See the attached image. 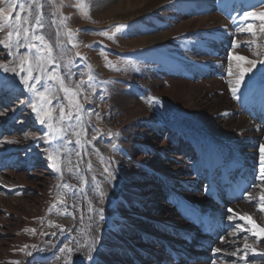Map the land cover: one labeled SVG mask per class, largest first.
<instances>
[{"label":"rangeland","instance_id":"374dc122","mask_svg":"<svg viewBox=\"0 0 264 264\" xmlns=\"http://www.w3.org/2000/svg\"><path fill=\"white\" fill-rule=\"evenodd\" d=\"M187 1L169 0L145 13L117 16L105 8L108 0H15L25 7L22 19H13V28L0 30L4 40L22 25L21 36L13 34L9 48L0 44V156H9L0 157V264H178L166 251L174 250L176 238L161 245L159 235L166 229L165 235H178L169 219L172 214L179 221L176 205L167 198L170 191L190 199L200 195L186 191L193 185L200 190L202 184L196 185L192 162L187 160L192 154L186 152L188 134L213 127L219 132L213 124L220 121L219 113L213 115L209 99L213 100L212 91L224 97V87L231 88L229 66L236 73L242 63L231 56L264 60L260 20L222 29L232 36V50L222 44V35L206 37L208 43L203 30L196 29L187 38L190 43L184 32L135 48L137 41L173 31L184 18L207 15L201 2ZM216 1L211 2L212 9L219 2L222 6ZM243 1L232 0L234 11L245 8ZM99 2L104 6L100 12ZM119 25L124 27L117 32ZM249 25L252 31L247 30ZM36 36H43L44 43ZM45 43L52 48L51 57ZM212 45L217 47L211 49ZM29 65L33 76L29 85L34 89L21 83ZM257 67L260 76L264 65ZM173 81L203 87L191 89L192 98H182ZM128 96L140 100L145 114L123 106L122 99ZM221 135L217 137L225 139ZM162 143L165 146H159ZM163 168L174 169V177L161 173ZM260 181L255 199L250 198L255 200L253 208H260L264 195V176ZM256 213L264 228V211ZM258 231L231 232L230 243L221 249L225 252L213 257L200 253L203 257L191 264H264V229ZM245 243L254 251L245 249Z\"/></svg>","mask_w":264,"mask_h":264},{"label":"bare ground","instance_id":"6f19581e","mask_svg":"<svg viewBox=\"0 0 264 264\" xmlns=\"http://www.w3.org/2000/svg\"><path fill=\"white\" fill-rule=\"evenodd\" d=\"M167 1H169V0H126L124 2L118 3L117 0H108V3L106 4L107 7H105V8H108L111 12L114 10L117 13V16H120V15L123 16V15H127V14L132 15V14L138 13V11H142V13H145L146 11L153 9L154 7L161 5L162 3H166ZM176 1L182 2L183 0H176ZM192 1L201 2L203 4V7H200V8H201V10L204 9L205 10L204 12L207 13V15L203 16L201 18H198L197 20L185 21V18H184V22L175 24V26H174L175 29L173 31L168 32L167 34H164L163 36L157 37L156 39H152L150 41H144V40L137 41V42H135V48L144 47V46H148V45H156V44L164 42L165 40H167L170 37H173V36L178 35V34H182L184 32H187L186 37H185V41L190 43L191 42L190 39H187V38L192 36V33H193L192 30L196 29L197 30V31L195 30L196 33H199L200 32L199 30H203L201 32V33L204 32L203 33L204 34L203 40H205L206 37L211 38L214 36L218 37V35H222L223 36V38H222L223 43L222 44L226 45L229 50H232L231 47L235 46L234 45L235 43L232 44V42H231L232 36L229 35L230 33L225 34L228 32H223L224 30L222 31V29H229V28L231 29L232 26L236 27V25L241 26V25H243V23H245L246 21H249V20L259 21L258 19H253L251 16L244 18L243 14L240 13L239 18H241V21L238 20L239 18H236V19L232 18L233 21H228L229 20L228 19L227 20L228 24H227L224 20L221 19V17L219 15L212 13L216 10L215 6L213 8L214 11L210 7L211 2L214 0H188L187 2L190 3ZM218 1H221V3L223 2L222 0H218ZM218 1H216V2H218ZM102 2H99V4H97L98 5L97 10L99 12L104 7V6H102ZM183 3H186V2H183ZM176 4H178V3H176ZM227 4H228V2H226V6H227ZM166 6H167L166 9L170 10V6L169 5H166ZM184 9H186V8H184ZM226 10L227 11L229 10L230 12H232L231 8H226ZM215 12H217V10ZM239 12L240 11L234 13L233 15H237V14H239ZM232 34L234 35L233 37H236V34L233 33V31H232ZM203 40H201V41H203ZM199 41H197V42H199ZM205 41L207 42L208 40H205ZM205 41H203V42H205ZM228 41H230V42H228ZM234 41H235V39H234ZM208 43H211V42L208 41ZM193 44H194V42H193ZM209 47L210 48L212 47L211 49H215L217 46L212 45ZM209 47H205V48L209 50L210 49ZM237 52H240V51H237ZM171 67H172V71L175 72L173 70L174 65H171ZM258 69L259 68L256 67L253 70L252 74L246 75L245 82L241 85L240 90L236 93V97H233L231 88L225 89V87H224V91L226 92L224 97H221L220 95L218 96L217 94H215V92L212 91V94H214V96L212 97L213 98L212 101L209 99V103H210V106L215 109L213 115L215 114V116H216L217 113H219L218 117H219L220 121L215 120L213 123V124L216 123L220 127L219 132L216 129V127L215 128L213 127V128L207 129L206 132H197L198 134H191V133L188 134V137L191 139V142L193 143V147H196L199 149V151H203L205 153V155H203V157H202L203 163L207 162L209 164V166H212V165H214L215 160L220 157V155H228L231 162H232V160L236 161V162L242 161V159L245 160L244 163L246 164L247 168H251V167H254V165H256V164H259V163H257L258 161H256V160H258V155H260L259 157H261L260 146L264 145V122L260 123V122L253 121L251 119V116L249 115V113L247 111H245V108H250L253 105L251 103L250 99H248V94H247L249 92V88L251 87V85H253L251 83H255V82L257 83V81L260 80L261 86L258 84L260 86V90L257 91V93L258 92H260V93H258L259 95H257V96H256V93H252V96L256 97L257 101H264V96H263V94H264V86H263L264 78L261 75L258 76V73H259ZM261 73H262V71H260V74ZM252 77H254V78H252ZM173 82H174V88L177 89L176 90L177 93L180 94L182 96V98L183 97L184 98H186V97L192 98V93L190 90L194 89V88L197 89V87L201 89V87H203V85L202 86L201 85H194L193 83L192 84L184 83L182 85H178V83H176L175 81H173ZM216 83H218V85L220 84V82H216ZM177 86H178V88H176ZM159 93L163 94L164 92H162L159 89ZM122 101H123L122 102L123 106L126 109H129L130 112L137 111L139 113V115L145 114V109L139 103V101H140L139 99L136 98V100H133V99L129 98V96H128V97L123 98ZM205 102H207V100ZM191 106H193V105H191ZM212 111H213V109H212ZM246 112L248 114H246ZM224 118L227 119L225 122L222 120ZM207 124H208V122H207ZM10 126H11V124H9L7 127H10ZM41 126L42 125L40 124L39 128ZM221 131H223V134ZM44 132H46L45 129H44ZM49 132H50V130H49ZM49 132L45 133V137L47 140L49 138ZM221 134L223 135V137H225V139H222V138L219 139L217 137ZM193 135H196V136H193ZM222 135L220 137H222ZM178 145L179 144H177V146ZM159 146H165V145H164V143H162ZM228 149L230 152L228 151ZM4 156L9 158V156H6L5 154L0 156V157H4ZM259 160H260V158H259ZM260 163H261V161H260ZM256 169H257V167H256ZM259 169L261 170V168H259ZM161 173H164L165 175H169V176H173V177L175 175V174H173L174 169H168V168H163ZM157 177L163 178V175L158 174ZM194 179H195L194 181H196V178H194ZM156 180L158 182H160V179L156 178ZM187 186H189V184ZM187 189L189 190V187H187ZM205 190H206V185L204 184L202 186V189L198 190V193H200V195L199 196L195 195L191 199L188 197L185 198L181 195H178V193H176L174 191H170L167 197H168V199H170L172 201L174 199H178V200L185 199V202H184L185 206H192L194 208L201 210L202 212H204L208 215L228 216V219H229L228 221L237 220L239 222L238 230L243 234H244V232H247V231H249V232H252V231L261 232L258 230L264 229L262 227L263 222L260 220L259 214L256 213V212H261L262 210H261V208H253L255 200H250V198L253 196V193H254L253 191H252L253 193L252 192L249 193V196H250L249 200H247L248 196L243 199V202H244L243 205H240L238 203L234 206L229 207V209L232 210L230 212L229 209L228 210L222 209V208L218 207L216 204H214L211 201V199L209 200L208 198H206L205 197ZM178 203L183 204L182 201H180ZM251 209H252V211H251ZM257 210H259V211H257ZM253 212L257 215V217L255 214H252ZM248 214H251V215H248ZM177 215H178L179 221L176 220L175 218H173L172 214L169 215V219L172 222H174L175 226L179 227L181 231L185 232V235H192L194 233L192 228L187 223H184L182 221L179 214H177ZM230 217H231V219H230ZM263 217H264V214L262 215V218ZM246 225H248V226H246ZM248 227H250V228L248 229ZM174 228H176V227H174ZM166 231H167V229L165 231H162V230L160 231L161 233L159 235V238L161 240H164V241H161V245L167 244V242L165 241L166 239L171 240V239L176 238V242H178V244L175 245L174 253L176 255L178 254L180 256L178 264H188L187 262L184 261L183 256L181 254L186 253L190 259H194V258L199 257L198 255H200V253L199 254L196 253V251L194 249V247H195L194 244L186 243L185 242L186 239L184 240L179 234L176 237H173L172 234H171L172 236L165 235ZM262 232H264V231H262ZM228 236L230 237L231 234L229 233ZM239 236L240 235H238V237ZM227 239H228V237H227ZM227 239L224 240L223 242H220V243H218L216 241L215 244H213L209 248L205 247L204 248L205 250H203V251H208V252L214 248L211 251L212 254L205 252V255L208 254L207 256H216V255L219 256V254L221 252H225L223 250H221L220 252H216L215 249L225 248V246H226L225 244L230 243L229 241H227ZM42 243L44 244L45 242L43 241ZM43 244L40 245L39 247H37L34 254H36V255L39 254V252L42 249ZM201 253H204V252H201ZM155 254H157V252H155ZM35 260H36V258H35ZM33 261L34 260H32V262Z\"/></svg>","mask_w":264,"mask_h":264},{"label":"snow or ice","instance_id":"6c2138e0","mask_svg":"<svg viewBox=\"0 0 264 264\" xmlns=\"http://www.w3.org/2000/svg\"><path fill=\"white\" fill-rule=\"evenodd\" d=\"M32 2L38 3V0H32ZM0 4L6 5L5 7H0V30H3L5 27L13 28V24L10 23V21H12L13 19H15L16 21H21V19H22L21 13H23L25 11V7L23 5H17L15 0H0ZM77 6L79 7L80 5H77ZM259 7L264 8V0H260ZM17 8H19V11H15ZM14 11H15V15H13ZM29 14H31V13L29 12ZM249 16H251L255 19H258L260 21H264V10L251 11V12L246 11L243 13L244 18H247ZM36 23L37 24L40 23L39 17L36 18ZM123 27H124L123 25L117 26L116 31L119 32ZM21 28H22V25H21V27L16 28L15 33H13V31H9L7 33L6 39L0 40V44L4 45L5 48H9L11 46L10 41H11V37L13 36V34H15L17 38H19L21 36ZM22 30L25 34L28 32V29H26V28L22 29ZM247 30L252 31L251 25L248 26ZM260 30L262 32H264V23L261 24ZM101 35H107V33H101ZM111 38L112 37L109 36V39H111ZM25 39H27L26 35H25ZM35 39H38L42 43H44V37L43 36H36ZM18 42L19 41H17V43ZM44 46L48 51L49 57H51V52H52L51 46L46 44V43ZM29 47H36V46L35 45H29ZM37 51L39 52V51H41V49L37 48ZM77 55H79V53H77ZM24 59H27V58L25 57ZM230 59L236 60L237 62H242V63L237 64V67L239 70L236 73L232 72L231 66H229V69H228L229 76L233 77V79L229 80L228 83L231 85V91H232L233 97H236V93L240 90L241 85L245 82L246 75L252 74L253 70L257 67L258 63L260 65H264V60L257 61L255 59H249L248 57H245L242 55L231 56ZM245 64L247 65V67L244 66ZM37 65L39 66V60H37ZM5 71L16 72V69L15 68H12V69L5 68ZM20 71L21 72L25 71V69L23 67V61H22V65L20 67ZM27 72H28L27 76L21 78V83H23L26 88L34 89V87H35L34 85H29V81L31 79H33L31 65H29ZM17 74L19 75V73H17ZM261 76L264 77V72L261 73ZM89 79H92V77L90 76ZM65 90L67 91V89H65ZM149 101L155 102L156 98L149 97ZM77 107L79 109L80 106L78 105ZM33 109H34V111L36 110L34 105H33ZM62 118H63V111H62ZM40 122L43 124L44 119L41 118ZM49 127L51 128V125H49ZM116 135H119V134L117 133ZM9 142H11V141H9ZM260 151H261V157H260L261 175L264 176V145L260 146ZM106 171H107V169H106ZM101 195H103V193H101ZM252 199H255V198L252 197ZM260 200H261L260 208L262 211H264V195H262L260 197ZM229 211L231 212L232 210L229 209ZM230 219H231V217H230ZM33 247H35V246H33ZM245 249H250V250L254 251L252 246L248 245L247 243H245ZM215 251L220 252L221 249H215ZM27 254L31 255V253H27ZM235 254H236L235 252L231 253V255H235ZM245 256H247V252H245ZM245 256H241L240 258L243 260V259H245ZM88 259H92V257L89 255ZM13 264H19V262L14 261ZM213 264H215V262H213ZM246 264H247V262H246Z\"/></svg>","mask_w":264,"mask_h":264}]
</instances>
